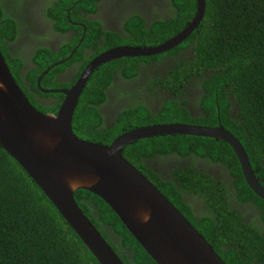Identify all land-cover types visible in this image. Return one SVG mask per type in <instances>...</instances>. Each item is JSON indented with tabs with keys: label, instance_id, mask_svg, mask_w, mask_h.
I'll list each match as a JSON object with an SVG mask.
<instances>
[{
	"label": "trees",
	"instance_id": "obj_1",
	"mask_svg": "<svg viewBox=\"0 0 264 264\" xmlns=\"http://www.w3.org/2000/svg\"><path fill=\"white\" fill-rule=\"evenodd\" d=\"M173 2L178 9L175 18L166 23L160 20L150 30L143 26L131 27L135 36H146V44L155 46L158 36L163 35L165 39L158 46L184 30L196 16L197 0ZM8 21H5V28ZM187 47L193 49L192 59L177 67L173 75L177 81L175 89L182 76H200L204 91L201 106L206 118L192 121L186 108L169 101L158 114L152 115L141 106L130 108L114 125L104 126L98 108L88 104L102 99L104 94L93 89L92 78L98 70L107 72L104 69L113 64L109 63L95 72L80 98L73 119L75 134L85 141L110 145L118 136L149 125L178 122L217 127L221 122L240 140L257 179L264 186V0H206V12L198 28L169 54ZM3 53L17 82L25 89L20 76L22 60L11 58L6 49ZM142 59L121 61L136 66ZM130 66L127 71L135 73L137 66ZM30 77L35 86L36 72L31 71ZM26 92L30 102L44 113L58 112L60 105L42 107L30 92ZM173 152L181 156L196 154L228 165L234 176L238 200L254 203L264 223V200L249 188L234 149L226 141L185 135L152 137L127 146L123 156L180 210L226 264H264V231L244 222L237 211H232L226 202L228 197L225 198L214 183L195 178L189 171L181 174L186 187L203 193L211 212L216 213L214 217L208 215L199 220L178 202L181 192L172 183L163 182L143 162L144 158ZM75 198L125 264H157L101 198L86 190L78 191ZM96 212L98 217L94 215ZM104 225L120 235L122 247L130 250L133 258L113 246L102 228ZM0 264H100L37 184L1 145Z\"/></svg>",
	"mask_w": 264,
	"mask_h": 264
},
{
	"label": "water",
	"instance_id": "obj_2",
	"mask_svg": "<svg viewBox=\"0 0 264 264\" xmlns=\"http://www.w3.org/2000/svg\"><path fill=\"white\" fill-rule=\"evenodd\" d=\"M197 5L191 24L165 43L111 49L92 60L71 89L44 91L65 95L56 114L43 113L29 101L0 48V145L100 264L125 263L79 206L75 195L81 190L101 198L157 264H226L180 210L123 156V150L137 141L171 135L226 141L234 149L249 188L264 200V186L244 146L221 122L217 127L149 125L118 136L110 145L82 140L73 130L78 100L92 73L114 60L151 57L174 49L202 22L206 0H197Z\"/></svg>",
	"mask_w": 264,
	"mask_h": 264
},
{
	"label": "flooded vegetation",
	"instance_id": "obj_3",
	"mask_svg": "<svg viewBox=\"0 0 264 264\" xmlns=\"http://www.w3.org/2000/svg\"><path fill=\"white\" fill-rule=\"evenodd\" d=\"M177 14L178 9L173 0H0V48L2 53L6 49L11 58L22 60V84L34 96L35 102L45 108H57L65 95L44 91L71 89L89 63L111 49L157 46L165 39L163 35L158 36L159 42L155 46L147 45L148 37H136L130 28L143 26L150 30L154 23L160 20L166 23ZM7 20L10 21L5 28ZM170 51L143 57L136 62L137 67L129 63L130 68L136 67L135 73L128 72L129 64L121 59L109 62L113 64L104 69L107 72L98 70L109 63L103 64L92 73L80 98L98 70L92 78V85L94 90H100L104 95L96 104L92 101L88 105L98 108L104 126L114 125L124 111L130 108L141 106L152 115L158 114L169 101H175L180 107L186 108L192 121L206 118L201 106L204 91L200 76H182L175 89L177 81L173 75L181 63L192 59V47L173 55L169 54ZM31 71L36 72L35 86L31 81ZM22 89L29 98L25 89ZM143 162L163 182L172 183L181 192L178 202L185 205L184 209L194 218L200 220L208 215L214 217L216 213L211 212L203 193L186 187L181 174L187 171L192 172L195 178L214 183L220 193L228 197L226 202L232 211H237L244 222L248 221L264 231L261 213L256 205L238 200L234 176L224 162L196 154L181 156L176 152L144 158ZM94 215L99 216L97 212ZM104 226L102 228L113 246L133 258V253L122 247L120 235L109 226Z\"/></svg>",
	"mask_w": 264,
	"mask_h": 264
}]
</instances>
